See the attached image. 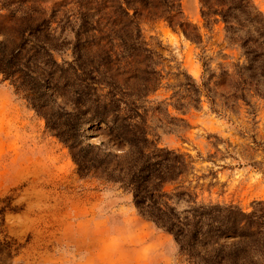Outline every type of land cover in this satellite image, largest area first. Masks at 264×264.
Wrapping results in <instances>:
<instances>
[{"label":"rangeland","instance_id":"1","mask_svg":"<svg viewBox=\"0 0 264 264\" xmlns=\"http://www.w3.org/2000/svg\"><path fill=\"white\" fill-rule=\"evenodd\" d=\"M251 1L264 16V0ZM181 9L187 30L200 39L165 21L141 24L163 75L144 102L148 125L158 146L190 161L183 185L198 204L249 212L264 201V96L250 86L242 92L246 100L233 98L241 87L234 74L244 59L240 48L225 38L221 21L204 25L199 0H181ZM71 58L70 48L54 52L59 64ZM187 77L199 87L200 102L178 110L173 101L183 99L180 84ZM40 82L56 104L73 110L44 78ZM90 126L97 139L81 136V146L104 141L111 151L126 148L108 138L104 123ZM79 149L53 135L0 73V264H192L172 234L137 213L129 192L78 170L73 156Z\"/></svg>","mask_w":264,"mask_h":264},{"label":"trees","instance_id":"2","mask_svg":"<svg viewBox=\"0 0 264 264\" xmlns=\"http://www.w3.org/2000/svg\"><path fill=\"white\" fill-rule=\"evenodd\" d=\"M199 3L204 25L221 21L225 38L244 58L235 64L241 87L233 98L246 100L242 92L250 86L264 96L261 11L251 0ZM157 20L200 39L187 30L181 0H0V73L53 135L80 146L73 156L80 172L129 192L137 213L172 234L192 264H264V201L249 212L231 204H198L183 185L190 161L158 146L148 125L144 102L161 86L163 75L141 24ZM67 48L72 58L59 64L54 52ZM43 78L72 111L43 90ZM187 78L180 84L183 99L173 101L178 110L200 102L199 87ZM102 88L106 93L96 94ZM94 122L104 123L108 138L126 148L111 151L104 141L81 146L83 124ZM180 201L182 210L176 206ZM226 236L231 238L226 241Z\"/></svg>","mask_w":264,"mask_h":264},{"label":"bare ground","instance_id":"3","mask_svg":"<svg viewBox=\"0 0 264 264\" xmlns=\"http://www.w3.org/2000/svg\"><path fill=\"white\" fill-rule=\"evenodd\" d=\"M82 133L93 140L97 139V134L93 133L87 124H83Z\"/></svg>","mask_w":264,"mask_h":264}]
</instances>
